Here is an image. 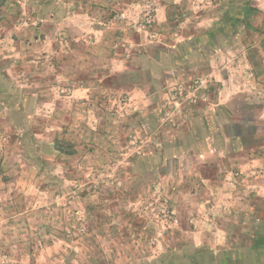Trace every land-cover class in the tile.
<instances>
[{
	"label": "crops",
	"instance_id": "crops-1",
	"mask_svg": "<svg viewBox=\"0 0 264 264\" xmlns=\"http://www.w3.org/2000/svg\"><path fill=\"white\" fill-rule=\"evenodd\" d=\"M211 3L0 0V264H34L33 259L35 264H54L53 259L61 258L63 250L57 245L66 241L55 236L52 244L44 242L45 248L39 249V240L28 236L29 221L36 225V216L46 220L47 213L55 212L54 193L65 188L61 179L70 182L93 172L92 165L99 163L94 151L101 147L103 152L112 144L119 149L125 125L118 109H108L107 95L126 92L148 99L146 116L151 119V101L157 103L166 84L212 76L217 89L202 92L198 104L183 112L171 141L156 150L152 162L177 156L194 159L186 178L206 183L210 176H224L220 189H228L226 179L231 178L236 190L228 193L247 192L251 174L264 176V171L252 170L264 165V137L256 136L264 134V0H218L212 6L215 12H208ZM142 10L156 21L157 40L125 61L113 51L114 39L125 27L117 14L124 11L135 23ZM173 18L180 29L170 28ZM249 25L261 27L259 44L250 43ZM134 27L126 35L140 45L146 33L136 23ZM110 65L116 70L109 71ZM52 193L46 208L27 211L31 200L44 202ZM205 199L198 208L203 214L191 218V240L215 248L214 264H258L254 260L264 258V233L247 235L243 220L251 201L222 199L228 207L221 212L220 203L207 204ZM208 211L211 216L204 214ZM238 227L243 233L234 236ZM238 241L246 244L224 247ZM230 250L236 252L231 255ZM199 253L205 257L202 248Z\"/></svg>",
	"mask_w": 264,
	"mask_h": 264
},
{
	"label": "rangeland",
	"instance_id": "rangeland-1",
	"mask_svg": "<svg viewBox=\"0 0 264 264\" xmlns=\"http://www.w3.org/2000/svg\"><path fill=\"white\" fill-rule=\"evenodd\" d=\"M208 1H212L208 12H215L212 6L218 0ZM149 16L152 17L149 11L139 12L135 19L137 28L138 24L145 23ZM117 19L124 21L125 27L121 30L122 34L114 39L113 51L121 54L125 61L139 56L149 41L157 40L154 32L156 21L153 20L146 31L138 29L146 33V39H143L140 45H136L126 35L128 29L135 28V23L126 17L124 11L117 14ZM252 20L256 21L253 17ZM177 22L174 18L171 19L172 30H177ZM249 26L246 33L252 36L250 43L259 44L261 27ZM241 55L247 54L244 52ZM108 70L114 71L116 66L110 65ZM239 70L246 71L247 67L239 66ZM210 79H213L212 76H198L166 84L163 93L156 99L157 103L151 101L154 105L151 119L146 116L148 99L132 97L126 92L105 97L106 102L110 103L108 109L111 111L118 109V117L125 125L126 135L119 149L116 150L112 144L113 148L108 147L101 152L102 148L99 147L93 153L94 160L99 161L98 164L92 165L93 172L83 178H72L70 182L69 179H61L67 191L64 188L62 189L64 192L54 193V196L58 194L56 201L53 202L55 212L47 213L49 216L46 220L34 216L35 220L38 219L36 225L29 221L32 224L28 226V236L39 240L36 243L39 249L40 246L44 247L45 243L52 244L51 239L56 240L55 236L66 241L57 245L59 251L63 250V254L61 258L53 259L54 264H91V261H94V264H191L194 257L201 255L199 248L205 251V257L200 256L201 261L204 260V264H214L215 248L208 243L202 245L194 243L189 234V230L195 227V222L191 218L193 216L196 218L203 212V210L199 212L198 208L201 202H205L203 201L205 198L207 204L216 206L215 202L220 203L218 208L221 212L228 207L222 205V199L250 200L253 207L243 218L247 226V235L256 232L258 237L264 233V191H260L259 187L264 186V176L251 174V177L249 176L251 186L249 185L247 192L228 193L229 190H236L235 186L229 184L231 178L226 179L228 189H220L224 176L216 179L210 176L211 180L206 183L186 178L190 175L189 172H192L194 159L188 160L177 156L165 162H152L156 150L171 141L173 137L171 133L179 128L184 119L183 112L198 104L202 92L204 94L205 90L217 89L214 81ZM195 80L200 84H194ZM256 136L260 138L264 137V134ZM259 142L262 143L261 140ZM252 170L264 171V165H257ZM239 174L241 175L238 171V176ZM68 192H71L70 196ZM50 195L51 197L44 202L31 200L27 211H30V207H35L32 208L34 211L46 208L53 198V193ZM237 207L240 208V205ZM236 211L238 216L237 208ZM48 220H52L51 223L44 222ZM232 233L235 236L243 232L238 227ZM261 241L263 243L264 238ZM242 242L244 247L246 242ZM234 243L228 242L226 245H229L224 247L241 246L240 241ZM232 251L236 252L230 250V254ZM89 253L93 255L92 258H88ZM220 259L221 262L225 261L223 257ZM5 260L6 258L3 259ZM261 260L264 264V258ZM261 260L258 257L254 261L260 264ZM40 261L44 262L45 259L41 258ZM245 262L247 263V260ZM33 263H36L34 259Z\"/></svg>",
	"mask_w": 264,
	"mask_h": 264
},
{
	"label": "built area",
	"instance_id": "built-area-1",
	"mask_svg": "<svg viewBox=\"0 0 264 264\" xmlns=\"http://www.w3.org/2000/svg\"><path fill=\"white\" fill-rule=\"evenodd\" d=\"M153 18L151 16L147 17L145 23L138 24V29L142 31H146L147 26H150L153 23ZM152 35H150L151 37ZM194 84H200L198 80L193 82Z\"/></svg>",
	"mask_w": 264,
	"mask_h": 264
},
{
	"label": "trees",
	"instance_id": "trees-1",
	"mask_svg": "<svg viewBox=\"0 0 264 264\" xmlns=\"http://www.w3.org/2000/svg\"><path fill=\"white\" fill-rule=\"evenodd\" d=\"M60 151H61V148H58ZM67 153H68V151H67ZM258 246H259V244H257ZM201 255H199L198 254V256H196V257H194L193 258V260L194 261H192V263L191 264H204V260L203 261H201V257H200ZM203 259V258H202Z\"/></svg>",
	"mask_w": 264,
	"mask_h": 264
}]
</instances>
